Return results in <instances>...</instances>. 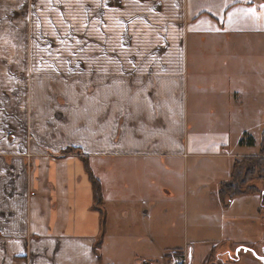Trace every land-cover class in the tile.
Returning <instances> with one entry per match:
<instances>
[{
  "label": "crops",
  "instance_id": "1",
  "mask_svg": "<svg viewBox=\"0 0 264 264\" xmlns=\"http://www.w3.org/2000/svg\"><path fill=\"white\" fill-rule=\"evenodd\" d=\"M260 107L262 0H0V264H166L180 221L151 211L188 158H213L222 233L217 183Z\"/></svg>",
  "mask_w": 264,
  "mask_h": 264
},
{
  "label": "rangeland",
  "instance_id": "2",
  "mask_svg": "<svg viewBox=\"0 0 264 264\" xmlns=\"http://www.w3.org/2000/svg\"><path fill=\"white\" fill-rule=\"evenodd\" d=\"M253 48L251 53H258V47ZM248 103L254 102L250 99ZM256 108L250 110L251 117ZM260 110H262L259 112L261 124L255 127H252L253 124L249 125L255 144L247 149L253 154L260 152L263 143L264 108L260 107ZM196 165L201 168L197 172ZM213 167V158L201 159L199 163L195 158L181 162L179 173L174 176V183L178 186L175 193L169 198L156 197L155 199L159 198V200L153 204L152 214L170 217L178 215L181 227L178 234L179 244L182 245L184 242L180 251L191 245L199 254L205 246L213 244L214 250L225 258L227 255L224 251H231L230 254L235 257L230 260L231 264H264L260 259L264 257V198L260 202L258 193L244 195V200L239 196L233 197L227 204L219 200V215H223L226 219L224 231L218 233L204 227L207 223L204 220L212 216V203L206 199L208 198L206 194L209 192L203 189L202 184H209L210 177L214 176ZM257 183L262 187L261 183ZM199 186L202 189L196 193ZM183 222H185V233L182 231ZM235 252L238 254L235 255Z\"/></svg>",
  "mask_w": 264,
  "mask_h": 264
},
{
  "label": "trees",
  "instance_id": "3",
  "mask_svg": "<svg viewBox=\"0 0 264 264\" xmlns=\"http://www.w3.org/2000/svg\"><path fill=\"white\" fill-rule=\"evenodd\" d=\"M89 176L93 196L95 201H98L100 197L99 181L90 173ZM257 182L261 183L262 187L258 186ZM217 192L219 200L224 204H227L233 197L255 193L259 194V200L262 202L264 198V131L260 152L233 158L228 177L217 183Z\"/></svg>",
  "mask_w": 264,
  "mask_h": 264
},
{
  "label": "built area",
  "instance_id": "4",
  "mask_svg": "<svg viewBox=\"0 0 264 264\" xmlns=\"http://www.w3.org/2000/svg\"><path fill=\"white\" fill-rule=\"evenodd\" d=\"M191 246L188 245L186 246V248L184 249V251H182V255L180 253L171 251V253L169 254L168 259L166 260V264H183L185 262L186 259L190 258L191 256Z\"/></svg>",
  "mask_w": 264,
  "mask_h": 264
},
{
  "label": "water",
  "instance_id": "5",
  "mask_svg": "<svg viewBox=\"0 0 264 264\" xmlns=\"http://www.w3.org/2000/svg\"><path fill=\"white\" fill-rule=\"evenodd\" d=\"M260 259L264 260V257L263 258H260Z\"/></svg>",
  "mask_w": 264,
  "mask_h": 264
}]
</instances>
